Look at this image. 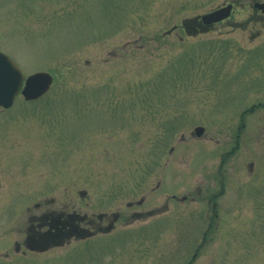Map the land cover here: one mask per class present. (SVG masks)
Listing matches in <instances>:
<instances>
[{
	"label": "rangeland",
	"instance_id": "obj_1",
	"mask_svg": "<svg viewBox=\"0 0 264 264\" xmlns=\"http://www.w3.org/2000/svg\"><path fill=\"white\" fill-rule=\"evenodd\" d=\"M252 1L0 0V52L53 77L0 110V264H264ZM65 218L83 237L47 225Z\"/></svg>",
	"mask_w": 264,
	"mask_h": 264
},
{
	"label": "water",
	"instance_id": "obj_2",
	"mask_svg": "<svg viewBox=\"0 0 264 264\" xmlns=\"http://www.w3.org/2000/svg\"><path fill=\"white\" fill-rule=\"evenodd\" d=\"M253 8L261 11L264 14V3H253ZM231 11V5L228 4L219 7L206 14L200 16V22L207 26L220 22L227 18ZM24 85L22 88V83ZM52 78L44 72L34 73L28 76L25 80L21 72L16 66L3 54L0 53V106L4 109L9 108L15 96L19 93L25 100H35L42 96L51 85ZM203 133V129L198 127L194 129V135L199 137ZM54 222V221H53ZM51 223V228L55 229L54 224ZM57 225L63 226L61 223Z\"/></svg>",
	"mask_w": 264,
	"mask_h": 264
}]
</instances>
